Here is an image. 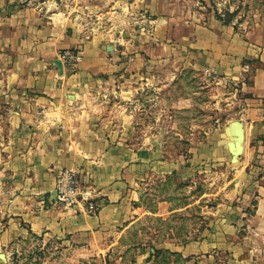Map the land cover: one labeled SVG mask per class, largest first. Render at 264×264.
<instances>
[{
  "label": "crops",
  "instance_id": "1",
  "mask_svg": "<svg viewBox=\"0 0 264 264\" xmlns=\"http://www.w3.org/2000/svg\"><path fill=\"white\" fill-rule=\"evenodd\" d=\"M72 49L82 61L60 71L59 54ZM185 70L215 97L242 98L237 115L177 163L163 151L162 134L145 132L136 145L129 122L93 114L94 96L164 85ZM190 99L170 107L188 110ZM202 165L233 173L224 188L232 185L231 193L205 207L188 243L166 237L154 248L208 264L242 222L264 224V23L225 24L190 0H0V252L56 240L76 264H155L151 248L124 238L148 212L147 193ZM64 169L78 171L91 210L55 203ZM154 204L152 216L165 221L169 204Z\"/></svg>",
  "mask_w": 264,
  "mask_h": 264
},
{
  "label": "rangeland",
  "instance_id": "2",
  "mask_svg": "<svg viewBox=\"0 0 264 264\" xmlns=\"http://www.w3.org/2000/svg\"><path fill=\"white\" fill-rule=\"evenodd\" d=\"M190 1L199 12H210L223 23L230 21L246 28L264 23V0ZM122 87L114 88L115 93H108L105 97H93L90 107L94 116L98 121L129 122L136 145L142 144L145 132L162 134L163 151L175 163L181 154L189 156L190 151L200 149L196 145H200L199 141L205 143L204 133L210 134L227 119L234 118L242 98L237 93L230 98L224 95L228 92L222 91L215 97L214 92H210L189 70L178 73L177 78L164 85L145 86L139 83ZM218 87L223 88L222 85ZM122 92L125 94L122 95ZM181 97H189L191 102L194 98L195 106L188 110L172 109L171 104ZM215 102L218 104L215 105ZM190 134H195L194 140L189 137L190 140L186 141ZM202 167L190 171L187 179H182L175 172L165 183L146 192L142 203L148 212L129 231L131 233L125 236L124 241L135 248L141 244H145L144 248H151L155 264H206L204 258H182L167 250L154 248L166 237H177L183 244L188 243L187 232L193 224H199L205 207H213L222 201L224 194L231 193L232 185L226 190L224 188L235 178L233 173L224 176L219 168ZM253 196V193L249 196L251 207L256 205ZM157 201L169 204L170 214L165 221L152 216ZM251 207L248 214L252 212ZM248 219H251L250 216ZM262 227L250 221L245 225L242 222L241 227L234 228L237 230L234 237L221 242V249L208 264H264V224ZM57 244L56 240L43 244L40 239L19 243L0 252V264H76L73 262L76 256L68 253V248L63 250Z\"/></svg>",
  "mask_w": 264,
  "mask_h": 264
},
{
  "label": "built area",
  "instance_id": "3",
  "mask_svg": "<svg viewBox=\"0 0 264 264\" xmlns=\"http://www.w3.org/2000/svg\"><path fill=\"white\" fill-rule=\"evenodd\" d=\"M141 30L146 31L144 27ZM150 31V30H149ZM82 61L80 50H66L59 54V62L73 70ZM78 171L74 169L62 170L56 178L55 203L65 210L93 208V197L89 190L83 189L78 178Z\"/></svg>",
  "mask_w": 264,
  "mask_h": 264
},
{
  "label": "water",
  "instance_id": "4",
  "mask_svg": "<svg viewBox=\"0 0 264 264\" xmlns=\"http://www.w3.org/2000/svg\"><path fill=\"white\" fill-rule=\"evenodd\" d=\"M57 65H58V69L61 71V63L59 61H56ZM55 193V192H54Z\"/></svg>",
  "mask_w": 264,
  "mask_h": 264
},
{
  "label": "trees",
  "instance_id": "5",
  "mask_svg": "<svg viewBox=\"0 0 264 264\" xmlns=\"http://www.w3.org/2000/svg\"><path fill=\"white\" fill-rule=\"evenodd\" d=\"M230 21H226V22H224L225 24H227V23H229Z\"/></svg>",
  "mask_w": 264,
  "mask_h": 264
}]
</instances>
